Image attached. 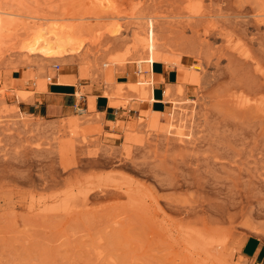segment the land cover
Wrapping results in <instances>:
<instances>
[{
	"label": "rangeland",
	"instance_id": "obj_1",
	"mask_svg": "<svg viewBox=\"0 0 264 264\" xmlns=\"http://www.w3.org/2000/svg\"><path fill=\"white\" fill-rule=\"evenodd\" d=\"M102 1L106 4L107 0H0V10L20 14L21 21L24 20L17 28L10 23L0 30V264H248L245 256L249 257L257 245L264 248V149L260 150L264 148V111L253 108V104L246 107L248 111L243 109V113L237 107L232 108L235 105L230 98L236 79L250 69L239 71L237 61L232 59L231 65L224 57L217 67H207L206 61L215 60L222 53L216 50L221 45L217 44L215 51L204 52L202 58L182 57L186 67L202 61L208 74L204 85L187 86L180 99L195 102L199 107L200 96L208 94L207 101L212 99L209 102L213 103L196 109L206 124L201 122L203 128L198 129L201 137L195 147L182 149L175 143L169 147L161 136L149 138V133L136 130L138 119L148 110L149 103L136 105L127 102L126 97L120 99L126 100V106L113 108L116 113L108 116L113 124L93 112L90 117L94 115L96 122L77 129L73 140H68L73 132H57V127L69 118L85 114L89 96L107 102L101 96L102 85L80 79L72 87L73 97H49L55 81L52 79L50 83L42 75L44 80L36 76V64L18 54L19 48L33 28L52 24L72 28V35L80 42L81 56L100 55V49L104 48L98 44V35L126 22L114 17L128 15L130 7L141 10L147 6V0H110L120 7L116 15L105 10ZM175 1L153 0L157 3L152 9L157 6L165 13L174 9V5L179 10L185 4L181 11L197 5L193 3L196 0ZM199 2L196 3L202 5L195 8L210 11L218 0ZM226 3L248 17L245 19L251 25H244L247 29L254 27L256 15L261 18L258 15L264 14V0ZM166 4L168 8L164 9L162 5ZM105 11L112 16L94 18ZM167 11L166 14L170 13ZM244 31L245 28L240 33ZM199 34L203 35L202 29ZM250 38L245 37L246 43L244 38L235 39V51L252 50L249 54L255 56L258 46H250ZM171 54L180 53L172 50ZM80 63V60L56 62L53 70L78 78ZM135 69V64L127 65L116 80L135 82ZM80 90L82 96L77 97ZM20 91L25 92L29 103L18 101ZM223 91L226 97L216 101V95L223 96ZM33 105L40 108L29 107ZM60 107L65 108L62 113ZM169 107L166 104L164 112ZM11 108L13 112L8 111ZM19 112L31 114L24 118L34 119L33 124L46 133L22 129ZM123 127L136 130L140 138L148 140L141 148L133 146L128 156L123 150ZM44 207L49 210L42 211ZM212 209L220 210L214 213ZM196 238L199 242L211 240L212 244L206 247L208 251L197 246L198 256H192L190 244ZM219 241L223 243L221 246L217 245Z\"/></svg>",
	"mask_w": 264,
	"mask_h": 264
},
{
	"label": "bare ground",
	"instance_id": "obj_2",
	"mask_svg": "<svg viewBox=\"0 0 264 264\" xmlns=\"http://www.w3.org/2000/svg\"><path fill=\"white\" fill-rule=\"evenodd\" d=\"M150 1L152 2L153 0H149V2ZM197 1L199 2V0L193 1V3L195 2V4H197L196 6L202 5V4L198 5V3H196ZM200 1H203V0H200ZM225 1L228 2V0H218V3L215 9H212L210 11H208L209 9L207 8L205 11L202 7L195 8L196 7L195 5L191 7H188L186 5L187 8L184 11H181L185 7L184 3H186V2L183 3L182 1L181 2L184 5H182L183 7L182 9L178 8L180 12L177 9L175 10L177 6L174 5L175 7L174 9L170 6V8H172L173 10L172 9L168 11L165 10V13H164L163 10L168 8L167 4L166 6L162 5L165 7L162 10L163 12L159 11L160 8H157V6H156V9H152L154 5H156L157 2H155V4L152 2L153 4L151 5L148 2V0L147 2L145 1L147 6H145L141 10L140 8L132 9V7H130V10H128L129 12L127 11L128 13H126L128 15L124 14L122 17L121 16L114 17L117 19L126 20L123 26L120 23V25H118L116 28H111L108 31H106L105 34L103 32L102 34L98 35V40H99L98 44L102 45L101 47L104 49L101 50L100 49L101 47H100L99 48L100 49L99 52H101L100 55L91 56L90 54L91 56L90 58L81 56L82 54L80 53L81 47H80V42L78 41L79 39H77L76 36L72 35L71 27L54 26L51 24L47 26L46 28H39L42 26L40 25L39 27L37 26L35 29L33 28L32 32L28 34V37L26 38V40H24V42L20 46L19 48L20 52H18V54L23 56V58L25 57V59L27 61L29 60V62H31L32 64L33 62L36 64L35 65L36 66V76L41 77L40 75H42L50 83L53 79L55 81L54 85L64 86V87L65 86L74 87L76 86V81L80 79H90L93 82L101 83L102 85L101 96L107 100V105L114 109L126 106L127 104L125 102L126 100L125 101L120 100L122 97H126L127 102L132 101L136 105H143L145 103L151 104L153 102V97H152L153 86L156 83H159L162 81L160 77H157L154 74H152V66L154 64H162L166 68L176 69V73H177L176 82L173 85H167L163 91L162 102L170 105L169 110L167 112H155L148 108V110L143 112L142 116L139 117L138 124L136 125L137 126L136 130L138 131L144 130L146 133H149V138L150 137L152 138L153 136L155 138L156 136H159V137L161 136L162 141L164 140L165 144L169 147L172 146V143H175L177 147L183 146L182 149H184V147H195V145L198 144V140L201 137V136L198 137V134L199 133L201 134L200 130L198 129L200 128V125L203 123L205 119L204 117L202 118V114L201 116L198 115V113L196 112V109L200 108L203 105H206L210 100L212 101V99L207 101L210 98L209 97L210 94L208 96L209 97L208 99L206 97V95L208 94L204 95L205 97H203V95L201 94L202 96H200V100L202 101L201 102L202 105L199 107H197V104L195 102H183L180 99V97L184 96L183 94L185 93L186 91L185 89L187 86L197 85L200 87V85H204V83L206 82L205 78L208 74V73L206 74V72L204 71L205 65L204 63H202V61L199 64L192 65L191 67L184 66L182 64L183 56L188 57V55H192L195 58H202L201 56L203 55L204 52L208 53L209 50H213L214 48L217 47L216 46L217 44L221 45V46L218 45L219 47L216 48V50H221L222 53L220 54L219 57L216 56L217 58L215 60L209 61L207 59L208 60L206 61L207 67L208 66L217 67L219 65V62H221L222 58L224 57L223 59H225V61L231 65L234 61H237V63L239 64L237 65L238 68L239 66L241 68V69L239 68V71L240 70L244 71L247 68L250 69V71L244 72L243 74L240 72L241 78L238 80L236 79L235 77L236 75L234 74V79H236V82H235L236 86L234 88L235 91L233 93L230 92L232 93L230 99L233 100V102L232 101L231 102L235 105V107H232V108L237 107L238 109H241V112H242L243 109L246 110V107L248 105L251 106V104H253L252 106L253 108L257 107L256 108L257 110L264 111V14L258 15L261 18L257 17L256 15L254 27L247 29L246 27H244V25H247V23L250 24V22H248L249 20L246 21L245 19L248 17L244 16L241 12L235 10L231 5L227 4ZM162 2H164V0H162ZM140 3H142V1H140ZM101 4L103 5L105 3L103 2ZM105 5H106L105 10L109 12H113V13L115 12V14L116 13L118 14L119 8H120L118 5H116L115 3L112 4V1L110 2V0H107ZM191 5L193 4L191 3ZM174 10L175 12H173ZM107 11H105L103 15H102V12H103L102 11L101 12L102 16L99 14L100 16L96 15L94 18L95 19L110 18V16L112 15H109ZM166 11L167 12L170 11V13L166 14ZM21 18L23 17L20 14H15L13 12H5V11L0 10V30L2 31L5 27L7 28V24L9 25L10 23H13V25L16 28L19 27L22 23H24V20L21 21ZM24 18L25 20H28V19L38 20L37 17L36 18L35 17H24ZM199 28L202 29L203 35L199 34L200 33ZM244 28H245V31L243 33H240L241 31H243ZM1 31H0V38H1ZM188 33L190 36L187 37L186 34ZM247 36H251V38L248 40L250 43V46L252 45L258 46L257 53H255L256 51L254 52V54H256L255 56H253L251 53L249 54V52L252 51L250 49H249L250 51L245 50L246 52L243 50L240 52L235 51L236 45L233 46L234 40L240 39L241 41V38H242V41H243V38H244L245 43H246L247 39H245V37ZM246 45L247 44H244V46ZM89 46L91 45L89 44ZM94 48H92V50ZM172 50H177L179 51L180 54L178 56H175L171 54ZM111 51H120V52L119 54L111 55L110 54ZM212 52H210L209 54H211ZM95 54H99V53H95ZM8 56L9 57L13 56V52L9 53ZM107 56H109L108 57L109 59L106 61L105 59L107 58ZM207 56L208 55H206V57ZM79 60L81 61L80 65L82 66H80L78 70V78L66 76L61 73H57L58 69L53 70L54 63L56 62L57 63H72V62H76ZM129 64H132V65L135 64L136 66L135 72L137 74V80L135 82H131V81L118 82L116 80V75L119 73L123 74L126 66ZM223 72H224V66H223ZM146 73L149 74L148 77H146L145 75ZM43 77H41V79L44 80ZM215 88H212V89H215ZM220 88L222 89V87ZM218 90H220L219 87H218ZM227 90L229 89L227 88ZM80 91L76 92L77 97L82 96L81 95L82 91L81 92ZM205 92L206 91H204V93ZM214 92L216 94V90ZM221 92L222 91L220 90V93ZM237 92H239L238 96H236V94H238ZM24 93L25 92H22V91L17 92L18 101L20 100L21 102H24L27 104L30 101L28 99V96L24 95ZM196 93L198 92L196 91ZM224 93L225 92L223 91L222 95ZM218 94L216 95L217 97L216 101H218L222 97L223 98L226 97L224 96L226 93L223 96L221 95L219 96ZM248 94H250L251 97H249ZM95 100H96L95 96H92V95L89 96L88 99H86V109L83 110L85 114H83L82 117L69 118V120L66 123L57 127L58 129L57 132H60V131L62 132L65 131V133H68L69 131L71 133L73 132V134L69 135L70 139L68 138V140H73L76 133H78L77 129H81L84 126L88 127L91 124H94L96 122V119L93 118L94 115L93 117L92 116L90 117V114L95 112L98 116H102V114L96 112ZM226 102L227 101L224 102L223 100V103H226ZM210 103L212 102H209V104ZM188 104H195V106L187 107L186 105ZM219 105L222 106L221 104ZM219 107H216L217 110H219L218 109ZM226 108L228 109V107ZM186 109H188L189 111L187 112ZM234 110L235 109H233V111ZM251 110H253L254 112V109H251ZM251 110L249 112H251ZM8 111L13 112V109L12 108L8 109ZM245 114L246 113H244L243 115ZM219 115L220 114H218V116ZM18 116L20 118L22 129L31 128L37 131L41 130L42 131L41 133H43L44 129H42L41 126L37 124H33L34 119L33 120L31 119L32 121H27V119H25L26 117L27 118L31 117L32 116L31 114L19 112ZM259 116L261 117V115ZM211 117H213V115H211ZM211 117L209 119H211ZM106 122L112 123L111 121H106ZM220 122H222V120ZM204 123L206 124V122ZM109 125L111 126V124ZM245 129L246 128L244 127V130ZM99 130L97 128V132ZM136 130L135 131L126 130V129L123 130L124 131L123 150L127 154V156L129 155V152L133 146L141 148L148 141L145 138H140L141 136L138 135V133H135ZM217 130H215V132ZM44 132L46 133V130ZM262 138L260 137V139ZM262 141L264 142V140ZM263 149H264L263 147L260 148V150H263ZM126 159L128 160L129 158H126ZM218 204L219 203H217V205ZM47 210H49V208H46V207L42 208V211H47ZM215 210H214V213H215ZM217 210H220V209H217ZM188 212H187V215H188ZM198 235L202 237V234H198ZM197 238L196 240L193 241L192 244H190V247H191L190 250L192 252V256H198V252L195 253V250L198 248L197 246H199L200 249L208 251L206 247L212 244L211 240H208V241L202 240L201 242H199ZM222 244L223 243L221 241L217 242L218 246H221Z\"/></svg>",
	"mask_w": 264,
	"mask_h": 264
},
{
	"label": "crops",
	"instance_id": "obj_3",
	"mask_svg": "<svg viewBox=\"0 0 264 264\" xmlns=\"http://www.w3.org/2000/svg\"><path fill=\"white\" fill-rule=\"evenodd\" d=\"M152 74H154L157 77L161 78V82L156 83L153 86L152 91V97L153 102L147 106V109H151L155 112H164L166 110V104L162 102L163 99V91L166 88L167 85H173L176 82L177 74L174 69L166 68L162 64H154L152 66ZM161 75V76H160ZM53 91H49L48 96L55 98V97H73V89L72 87L67 86H54ZM34 108H40L36 105L29 106ZM28 107L27 112L30 111V108ZM95 108L96 112L102 114L103 118L108 121V116H113L116 111L109 107L107 105V102L104 100L100 101L99 99L95 100ZM59 111H62L65 109L64 107L58 108ZM57 109V110H58ZM248 260V264H264V248L261 245H257L251 255L245 256Z\"/></svg>",
	"mask_w": 264,
	"mask_h": 264
}]
</instances>
